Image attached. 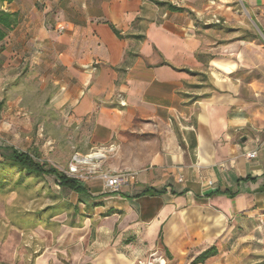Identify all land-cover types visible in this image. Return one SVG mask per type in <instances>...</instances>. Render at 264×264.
Returning <instances> with one entry per match:
<instances>
[{
	"label": "crops",
	"instance_id": "1",
	"mask_svg": "<svg viewBox=\"0 0 264 264\" xmlns=\"http://www.w3.org/2000/svg\"><path fill=\"white\" fill-rule=\"evenodd\" d=\"M0 9L17 17L0 41L5 64L37 77L27 93L41 101L42 125L58 127L50 150L83 155L125 141L134 125L154 127L149 149L123 153L136 158L119 171L134 174L126 189L89 214L80 204L78 227H94L93 239L71 249L70 264H190L212 246L196 264H264V52L255 35L227 42L231 28L264 37V0H11ZM82 184L101 193L96 179ZM31 253L22 264H63L50 246Z\"/></svg>",
	"mask_w": 264,
	"mask_h": 264
},
{
	"label": "rangeland",
	"instance_id": "2",
	"mask_svg": "<svg viewBox=\"0 0 264 264\" xmlns=\"http://www.w3.org/2000/svg\"><path fill=\"white\" fill-rule=\"evenodd\" d=\"M242 14L248 18L245 9ZM249 22L251 25L252 22ZM248 35H255L254 43L258 45L260 53L264 52V37L255 26L245 31H235L231 28L227 42L243 36L250 38ZM3 49L4 47L0 46V146H13L27 151L40 161L66 172L76 154L82 157L94 152L103 154L100 158L81 162L77 175H82L78 178L83 181L98 180L101 184L91 188L101 191L96 194L99 195L98 198L106 197L101 196L107 190L102 185L103 181L98 178L99 173H117L130 167V162L136 158L125 156L123 153H130V149L137 147L149 149L155 133L154 127L143 123L140 126L134 125L126 133L125 141L113 140L83 155L73 149L70 153L63 149L50 150L49 136L58 138V127L42 125L41 101H36L33 94L27 93V89L36 86L38 79L26 70L20 75L11 73L9 63L5 64ZM38 98L41 99L42 95ZM167 132L170 133V127L163 126V138ZM0 174L6 180L5 184L0 186V262L8 261L16 255V262L22 264L24 251L32 252L29 256L33 257L46 246H50L59 261L70 264L71 249L91 243L94 227H78L83 217L79 213L73 215L75 193L58 188L52 176L28 174L17 167H0ZM125 189L123 186L116 193ZM79 211H82L80 204ZM96 215L103 218L100 214ZM27 262L25 260L24 264H28Z\"/></svg>",
	"mask_w": 264,
	"mask_h": 264
},
{
	"label": "trees",
	"instance_id": "3",
	"mask_svg": "<svg viewBox=\"0 0 264 264\" xmlns=\"http://www.w3.org/2000/svg\"><path fill=\"white\" fill-rule=\"evenodd\" d=\"M10 2L11 0H0ZM169 7L174 8L169 5ZM17 17L15 13H11L0 9V41L5 36V30L10 29L15 25ZM0 167H17L24 170L28 174L52 176L54 178L55 185L58 188L67 189L76 194V202L73 204V215L78 214L79 204H83V210L85 214H89L93 209L101 205V201L97 196L92 195L82 184V180L78 177L68 174L66 171L59 170L53 165L47 164L36 158L35 155L30 154L27 151H21L13 146L2 147L0 146ZM6 180L0 174V186L5 184ZM145 193H155L154 189L144 190ZM142 192V193H143ZM116 194V192H107L101 196H108ZM216 253L215 247H209L201 252L190 264H196L203 262L206 258Z\"/></svg>",
	"mask_w": 264,
	"mask_h": 264
},
{
	"label": "built area",
	"instance_id": "4",
	"mask_svg": "<svg viewBox=\"0 0 264 264\" xmlns=\"http://www.w3.org/2000/svg\"><path fill=\"white\" fill-rule=\"evenodd\" d=\"M215 22H219V19H214ZM63 29L62 26L58 27V30L61 31ZM94 69V68H93ZM119 104L120 105H125V102L123 99L120 97L119 98ZM256 154V151H250L247 153L248 158L254 157ZM103 156V154L93 157L92 159H97ZM79 157H82L78 154L74 156V161L69 165L68 168V174L76 176V177H82V175H77L78 173V165L82 162L78 160ZM85 157V156H83ZM134 174L132 172L126 171V172H115V173H110V172H100L99 173V178L103 181L104 187L106 188L107 192H116L118 191L121 187L126 186L129 184L130 180ZM261 220H264V210L260 214ZM158 264H162V260L158 262Z\"/></svg>",
	"mask_w": 264,
	"mask_h": 264
},
{
	"label": "bare ground",
	"instance_id": "5",
	"mask_svg": "<svg viewBox=\"0 0 264 264\" xmlns=\"http://www.w3.org/2000/svg\"><path fill=\"white\" fill-rule=\"evenodd\" d=\"M99 155H101V154L98 153V152H94V153H91V154H89V155H87V156H85V157H79L78 160H80V161L86 163V162H88L89 160H91L93 157H97V156H99Z\"/></svg>",
	"mask_w": 264,
	"mask_h": 264
}]
</instances>
